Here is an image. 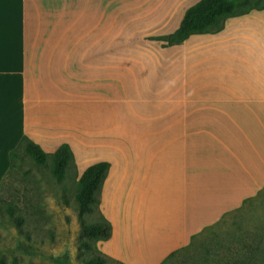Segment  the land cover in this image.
<instances>
[{
    "label": "crops",
    "instance_id": "crops-1",
    "mask_svg": "<svg viewBox=\"0 0 264 264\" xmlns=\"http://www.w3.org/2000/svg\"><path fill=\"white\" fill-rule=\"evenodd\" d=\"M200 0H0V183L23 136L108 161L99 249L161 264L264 188V8L180 44Z\"/></svg>",
    "mask_w": 264,
    "mask_h": 264
},
{
    "label": "rangeland",
    "instance_id": "rangeland-1",
    "mask_svg": "<svg viewBox=\"0 0 264 264\" xmlns=\"http://www.w3.org/2000/svg\"><path fill=\"white\" fill-rule=\"evenodd\" d=\"M264 6V0H251ZM0 183V259L10 264H83L82 224L76 199L81 176L75 164L64 178L53 161L37 164L23 151ZM24 218L22 228L9 209ZM98 213L87 217L92 222ZM94 255H97L95 253ZM110 264H118L111 261ZM164 264H264V188L242 207L225 214Z\"/></svg>",
    "mask_w": 264,
    "mask_h": 264
},
{
    "label": "trees",
    "instance_id": "trees-1",
    "mask_svg": "<svg viewBox=\"0 0 264 264\" xmlns=\"http://www.w3.org/2000/svg\"><path fill=\"white\" fill-rule=\"evenodd\" d=\"M263 8L264 6L251 0H200L187 9L180 27L175 32L154 39L162 41L163 46L180 44L193 34L219 32L225 27L227 19ZM20 151L31 156L37 164L41 165L46 164L51 158L53 174L61 179L65 177L70 165L75 164L76 166L74 153L68 143H63L54 153H47L29 137L23 136L18 147L11 152V168L15 166L16 159L22 158ZM110 167L111 164L108 161L94 163L85 169L78 180L79 187L76 199L83 221L79 247L81 253L88 255L80 257L83 264H110L111 261L124 264L103 253L98 246L100 241L110 239L113 232L112 223L102 214L100 209L103 186ZM8 212L10 218L21 229L24 218L16 215L13 207ZM95 213H98L99 217L92 222H87V217ZM195 237H192V242ZM179 250L172 252L161 264H164ZM95 253L97 255H94ZM0 264L9 263L6 259L1 258ZM10 264H18V261L14 259Z\"/></svg>",
    "mask_w": 264,
    "mask_h": 264
}]
</instances>
